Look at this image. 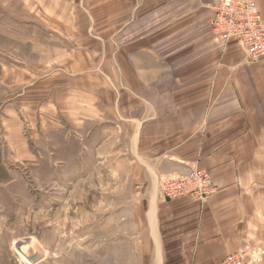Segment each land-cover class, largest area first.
Instances as JSON below:
<instances>
[{"label": "crops", "instance_id": "1", "mask_svg": "<svg viewBox=\"0 0 264 264\" xmlns=\"http://www.w3.org/2000/svg\"><path fill=\"white\" fill-rule=\"evenodd\" d=\"M211 4L23 0L30 58L1 70L16 92L0 142L12 141L14 155L29 151L23 118L34 135L110 144L112 172L128 175L114 185L144 205L136 264H217L264 244V59L213 38ZM257 6L264 17V0ZM190 167L209 172L214 193L162 198L159 180Z\"/></svg>", "mask_w": 264, "mask_h": 264}, {"label": "rangeland", "instance_id": "2", "mask_svg": "<svg viewBox=\"0 0 264 264\" xmlns=\"http://www.w3.org/2000/svg\"><path fill=\"white\" fill-rule=\"evenodd\" d=\"M22 8L23 0H0V117L16 92L1 82L3 65L13 73L18 58H30ZM23 119L28 153L14 155L12 141L0 142V264H136L143 231L134 214L144 205L114 185L128 175L112 172L110 144L37 126L34 135Z\"/></svg>", "mask_w": 264, "mask_h": 264}, {"label": "built area", "instance_id": "3", "mask_svg": "<svg viewBox=\"0 0 264 264\" xmlns=\"http://www.w3.org/2000/svg\"><path fill=\"white\" fill-rule=\"evenodd\" d=\"M209 27L217 42L235 40L248 61L264 59V17L257 0H212ZM215 191L209 172L190 167L183 174L164 176L159 180V195L164 199L191 196L206 199ZM261 246L245 247L222 258L217 264H260Z\"/></svg>", "mask_w": 264, "mask_h": 264}, {"label": "bare ground", "instance_id": "4", "mask_svg": "<svg viewBox=\"0 0 264 264\" xmlns=\"http://www.w3.org/2000/svg\"><path fill=\"white\" fill-rule=\"evenodd\" d=\"M20 249H22V246H20ZM27 257L31 259L33 256H31V254H28Z\"/></svg>", "mask_w": 264, "mask_h": 264}]
</instances>
